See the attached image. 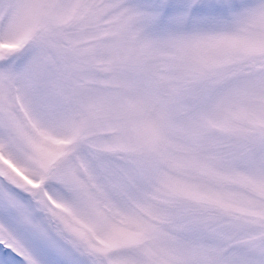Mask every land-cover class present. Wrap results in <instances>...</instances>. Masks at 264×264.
Here are the masks:
<instances>
[{"label": "rangeland", "instance_id": "1", "mask_svg": "<svg viewBox=\"0 0 264 264\" xmlns=\"http://www.w3.org/2000/svg\"><path fill=\"white\" fill-rule=\"evenodd\" d=\"M4 207L23 264H264V0H0Z\"/></svg>", "mask_w": 264, "mask_h": 264}, {"label": "snow or ice", "instance_id": "2", "mask_svg": "<svg viewBox=\"0 0 264 264\" xmlns=\"http://www.w3.org/2000/svg\"><path fill=\"white\" fill-rule=\"evenodd\" d=\"M11 213H12L11 208H7V207L0 208V214L9 215ZM18 261L19 264H23V262L20 261L18 255H14L7 248L0 247V264H17Z\"/></svg>", "mask_w": 264, "mask_h": 264}]
</instances>
